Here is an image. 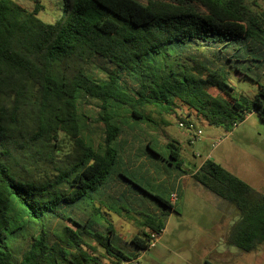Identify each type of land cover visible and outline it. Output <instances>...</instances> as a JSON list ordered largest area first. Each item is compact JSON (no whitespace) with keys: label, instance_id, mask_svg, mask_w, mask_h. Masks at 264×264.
Masks as SVG:
<instances>
[{"label":"trees","instance_id":"1","mask_svg":"<svg viewBox=\"0 0 264 264\" xmlns=\"http://www.w3.org/2000/svg\"><path fill=\"white\" fill-rule=\"evenodd\" d=\"M263 4L63 0V14L48 23L38 2L27 10L0 0V264L136 261L175 209L124 172L120 141L154 122L147 107L225 131L251 112L264 121ZM232 74L253 75L252 98L234 94ZM136 135L145 153L185 172L175 139ZM190 176L238 211L228 245L251 252L264 244V190L210 158ZM133 188L162 211L123 208ZM16 207L40 222L18 255L7 241ZM113 214L132 220L137 234L118 237Z\"/></svg>","mask_w":264,"mask_h":264},{"label":"rangeland","instance_id":"2","mask_svg":"<svg viewBox=\"0 0 264 264\" xmlns=\"http://www.w3.org/2000/svg\"><path fill=\"white\" fill-rule=\"evenodd\" d=\"M14 1L27 10H31L38 2L41 9L37 15L48 23L56 21L63 14V0ZM250 76L240 79L235 74L231 75L234 94H243L249 98L254 96L258 86L253 75ZM212 93L216 94V91L212 90ZM146 109L154 122L140 123L139 132L141 135H153L161 143L175 139L180 147L185 171L192 170L195 167L193 164L198 166L204 159L210 158L256 190H264V121L256 112L247 114L242 122L225 131L207 124L195 115L191 117L195 130L185 129L178 125L179 120L174 114L157 113L153 107ZM196 129H200L202 133L195 137L193 134L195 132L196 135ZM125 138L128 145L133 144L131 135L126 134ZM150 160L153 163L158 162L153 158ZM124 172L130 175L127 171ZM134 178L146 189L154 191V179H147L142 174L139 178ZM181 189L182 195L175 205L177 210L171 213L154 246L140 250L137 260L131 264H204L206 260L213 264H264V244L251 252H242L227 244L225 236L239 218L234 206L221 201L190 179L181 182ZM221 205H224L225 210L220 208ZM122 207L132 210L126 203ZM11 215V229L7 232V241L13 254L18 255L29 235L40 226V222L23 217L20 207H16ZM135 218L138 219L137 216ZM111 220L115 229L127 237L138 232L136 224H131L115 214Z\"/></svg>","mask_w":264,"mask_h":264},{"label":"crops","instance_id":"3","mask_svg":"<svg viewBox=\"0 0 264 264\" xmlns=\"http://www.w3.org/2000/svg\"><path fill=\"white\" fill-rule=\"evenodd\" d=\"M143 124H147V123L145 122ZM134 125H136V124H133L132 126H134ZM136 127L138 129L141 128L140 125H138V126L136 125ZM136 133L139 134V136H142L141 133L136 131V130H135V132H131V133H130V131L126 132L127 136L131 135V139L133 141V144H131V145L127 144V138L124 137L126 135H124L122 137V140L120 141V142L125 141V145L127 147V149H126L127 154H126V158L124 160V162H125L124 163V171H127L128 173H130V176L133 175L132 176L133 178H134V176L135 177L138 176V178H139L140 175L142 174L144 177H147V179L149 177L151 179H154V183L152 185V187H154V189H153L154 191H152V192L160 194V195L165 196V197H169L170 201H171V195L177 194L178 197L174 201V205H173L175 212H176V210H177L175 207L176 201L182 195L181 182L185 181L186 179L191 180L190 175L195 170L197 165L192 163L193 166H195V167L192 170L189 169V171H185V172H182L180 170L173 169L170 166H167L165 162L160 161L158 158H155L148 153H145V151H146L145 150V144H147V143L143 138L138 139L140 137H138L136 135ZM144 135H148V134L144 133ZM150 158L158 160V162L153 163L152 160H150ZM183 165H184V163H183ZM183 165L181 166L182 169H183ZM127 191H128V194L134 198V201H132L131 205H130L131 208H134L135 210H137L139 212L143 211L145 213H159L162 211L161 207L155 202V200H153V199L149 198L148 196L142 194L139 190H136L133 188V189L127 190ZM217 204L220 205L219 202H217ZM220 208L222 210H225L224 205H221ZM171 213L172 212H170L169 215L167 216L166 223H167L168 219H170ZM126 221H128V220H126ZM129 223L133 224V221L130 220ZM166 223H165V225H166ZM115 231H116L118 237H120L124 240L129 238V237H127L126 234H121L116 229H115ZM129 233L130 232H128V234ZM225 239H226V236H225ZM104 261H105V263L111 264L110 260H104ZM131 262L132 261H130V262L126 261L125 264H131ZM113 264H124V263H123V261H120L119 263H113Z\"/></svg>","mask_w":264,"mask_h":264},{"label":"built area","instance_id":"4","mask_svg":"<svg viewBox=\"0 0 264 264\" xmlns=\"http://www.w3.org/2000/svg\"><path fill=\"white\" fill-rule=\"evenodd\" d=\"M178 125L180 127H182V128H185V129L195 130V126H194L193 123L185 124V123L179 121ZM201 133H202V131L200 129H196V135H195V132H194L193 136L196 137L197 135H200ZM176 199H177L176 194H172L171 195V201L174 202ZM162 231L160 233H151V237H152L153 240L150 242L149 247L154 246L156 239L160 236V234L162 233Z\"/></svg>","mask_w":264,"mask_h":264}]
</instances>
